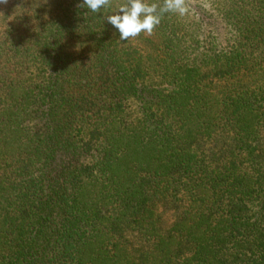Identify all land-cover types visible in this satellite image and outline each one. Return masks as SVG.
<instances>
[{
  "label": "trees",
  "instance_id": "obj_1",
  "mask_svg": "<svg viewBox=\"0 0 264 264\" xmlns=\"http://www.w3.org/2000/svg\"><path fill=\"white\" fill-rule=\"evenodd\" d=\"M190 1L0 4V264H264V0Z\"/></svg>",
  "mask_w": 264,
  "mask_h": 264
},
{
  "label": "clouds",
  "instance_id": "obj_2",
  "mask_svg": "<svg viewBox=\"0 0 264 264\" xmlns=\"http://www.w3.org/2000/svg\"><path fill=\"white\" fill-rule=\"evenodd\" d=\"M7 0H0V4ZM112 0H79L78 7H86L92 13L110 9ZM189 9L185 0H162V4L153 0H126L125 3L106 16V23L116 31L119 39L126 42L141 33L151 35L161 24L166 14L184 17Z\"/></svg>",
  "mask_w": 264,
  "mask_h": 264
},
{
  "label": "rangeland",
  "instance_id": "obj_3",
  "mask_svg": "<svg viewBox=\"0 0 264 264\" xmlns=\"http://www.w3.org/2000/svg\"><path fill=\"white\" fill-rule=\"evenodd\" d=\"M188 9L190 11V13L192 15H194L195 17L200 16V17H217V14L215 13V11L209 6L207 5L204 1H190L188 3ZM222 29H224V25H221V21L220 19H218L216 21V23H214L213 25L210 26V33L213 36L217 35L218 33L222 32ZM223 39H226V37H224ZM226 43L223 42L221 46H225ZM86 197H88V194H86ZM149 214L146 216V220L149 219ZM159 220H160V227L162 229H169L170 227H172L175 223H176V218H173V216L170 213H164L163 209L159 210ZM148 228H152V225H149ZM138 234L137 232L133 233ZM135 237L137 238V242L135 245V249L141 250V246L144 245L142 243V241L139 239L138 235H135ZM154 249H162L165 252V247L164 246H157Z\"/></svg>",
  "mask_w": 264,
  "mask_h": 264
}]
</instances>
